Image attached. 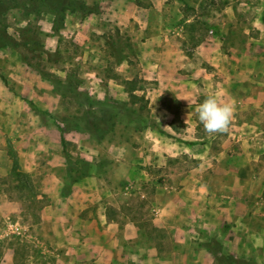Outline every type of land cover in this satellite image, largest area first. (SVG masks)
Listing matches in <instances>:
<instances>
[{
  "label": "rangeland",
  "instance_id": "374dc122",
  "mask_svg": "<svg viewBox=\"0 0 264 264\" xmlns=\"http://www.w3.org/2000/svg\"><path fill=\"white\" fill-rule=\"evenodd\" d=\"M79 1L90 12L66 10L57 29L50 14L7 12V34L16 42L0 48L6 80L0 78V149L7 165L15 158L31 174L36 197L45 194L43 181L53 173L68 195V154L69 164L94 177L106 212L119 223L148 218L184 178H197L206 185L203 202L193 184L174 199L171 211L182 216L181 226L170 223L125 244L145 257L155 244L156 264H264V0ZM158 27L178 40L169 62L145 57L144 43ZM130 85L134 90L126 91ZM209 94L245 106L224 134L209 136L197 118L196 108ZM27 100L49 113H36ZM160 109L173 114L166 123L195 135L197 143L188 154L178 149L155 168L144 166L146 177L128 181L115 159L126 157L125 149L132 157V149L147 142L143 132ZM241 120L252 124L237 130L243 137L232 138ZM9 171H0V198L17 199ZM21 203L22 221L34 225L37 199ZM15 241L17 264H31L26 244L32 243Z\"/></svg>",
  "mask_w": 264,
  "mask_h": 264
},
{
  "label": "crops",
  "instance_id": "0c3cea01",
  "mask_svg": "<svg viewBox=\"0 0 264 264\" xmlns=\"http://www.w3.org/2000/svg\"><path fill=\"white\" fill-rule=\"evenodd\" d=\"M122 7H125L124 4ZM175 26V24L172 26V31L179 36V31L176 30L179 24L176 28ZM157 30L144 43L145 57L150 60L161 55V59L169 62V58L180 49L177 46L178 40L175 35L165 33L161 27ZM244 107L242 104L236 105L235 117L240 113L238 109H244ZM158 112L151 116L152 119L175 138L163 135L151 128L146 129L143 133L147 137L145 139L148 140L147 142L140 141L139 147L132 149V157H128L130 156L127 153L129 150L125 149L126 157L118 156L115 159L118 172L123 176L126 172L129 173L128 176L126 175L128 181L146 177L147 175L144 174L146 167L155 168V165H158L163 158L167 160L171 158L175 150L180 149V154H188L189 145L179 140L175 141L178 137L181 140L197 139L195 135L191 136L186 131L180 134L166 123L168 117L169 122L173 117L169 110L160 109ZM182 121L188 122L186 118ZM243 124L251 126L252 123L247 120L236 121V131L230 133L232 138L243 137L241 132H237ZM248 137L254 138L255 136ZM55 149L59 151L61 148L55 147ZM119 153L120 151L117 155ZM0 157L2 158L0 171L5 175L10 165H7L6 152L2 149H0ZM163 163H166V160ZM247 168L250 166H244V169ZM119 179H122V176ZM63 182V179L54 173L50 174L46 180L44 179L43 193L45 194L40 193L36 197L39 206L34 225L22 221L23 208L20 200L0 198V248L2 251L0 264H17L20 260L18 242L15 240L20 243H32L30 246L26 244V248H30V253L26 254V257L31 260V264L33 260H40L38 264H114V260L127 261V259H131L134 264H140L138 262L140 260L144 264L146 262L156 264L158 248L155 244H149L146 247L148 254L145 257L125 243L135 244L147 231L163 229L170 223L177 224L182 216L175 217L172 214L171 209L175 206V197L182 195L189 189L190 184H193L192 187L197 189V196L203 202L206 186L199 179L189 180L187 176L182 181V187L178 192L170 193L162 200H158V206L152 209L153 213L148 218L128 219L119 223L106 212L105 198L99 196L100 191H98L94 177L85 176L74 182L72 191L65 196L60 194ZM158 198L159 194L156 192V199ZM31 225L33 228H30Z\"/></svg>",
  "mask_w": 264,
  "mask_h": 264
},
{
  "label": "trees",
  "instance_id": "16d2710c",
  "mask_svg": "<svg viewBox=\"0 0 264 264\" xmlns=\"http://www.w3.org/2000/svg\"><path fill=\"white\" fill-rule=\"evenodd\" d=\"M76 6L84 14L86 12H90V10L87 11L86 5L79 0H0V48L5 47L9 44H16V42H13L12 38L7 34L8 24H6L5 21L7 12L9 10L17 8L20 10L21 14L24 17H26L28 14H32L36 17H39L43 14H50L52 16V28L57 29L58 26L62 25L64 12ZM213 31H215L214 33H216L217 29L213 28ZM0 78L4 83H6L5 78L1 74ZM128 83L131 84L132 82L128 81ZM125 90L133 91L134 86L130 85L129 87H126ZM27 101L30 108L36 113H49L46 110H41L31 100ZM147 126L163 135L175 138L173 135L169 134L162 127H160L152 118L149 119ZM177 140L182 141L187 145H194L197 143L196 140H181L180 138H177ZM65 143L66 140L64 138L63 132L60 130V144L63 150L65 149ZM67 156L68 157H66L65 167L66 172L69 173L67 175H71L70 173H72V175L69 176L68 182V187H71L74 182L82 179L85 176H88V170L86 169L82 171L73 164H69V160H67L69 159V155L67 154ZM7 176L10 177L13 181V185L11 186V188L17 191V200L22 201L24 198L34 200L36 198V187L32 182L31 174L21 171L18 168L15 158H12V165ZM65 187L67 186L64 182L60 189V194L62 196H65Z\"/></svg>",
  "mask_w": 264,
  "mask_h": 264
},
{
  "label": "clouds",
  "instance_id": "9594fccd",
  "mask_svg": "<svg viewBox=\"0 0 264 264\" xmlns=\"http://www.w3.org/2000/svg\"><path fill=\"white\" fill-rule=\"evenodd\" d=\"M235 113L234 99H221L215 94L206 95L196 108L197 118L209 136L226 133Z\"/></svg>",
  "mask_w": 264,
  "mask_h": 264
}]
</instances>
